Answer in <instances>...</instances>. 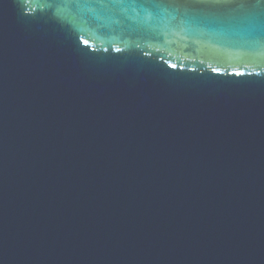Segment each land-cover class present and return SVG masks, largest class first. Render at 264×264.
Masks as SVG:
<instances>
[{
  "label": "water",
  "instance_id": "95a60500",
  "mask_svg": "<svg viewBox=\"0 0 264 264\" xmlns=\"http://www.w3.org/2000/svg\"><path fill=\"white\" fill-rule=\"evenodd\" d=\"M0 264H264V0H0Z\"/></svg>",
  "mask_w": 264,
  "mask_h": 264
}]
</instances>
